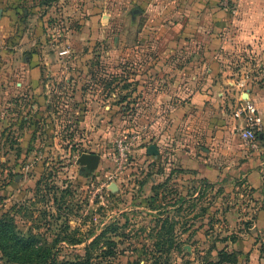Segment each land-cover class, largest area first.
<instances>
[{
  "label": "rangeland",
  "instance_id": "rangeland-1",
  "mask_svg": "<svg viewBox=\"0 0 264 264\" xmlns=\"http://www.w3.org/2000/svg\"><path fill=\"white\" fill-rule=\"evenodd\" d=\"M198 2L235 15V0H0V223L34 239L29 264H264V132L253 149L234 118L251 99L264 121V60L185 15ZM0 264L17 263L0 249Z\"/></svg>",
  "mask_w": 264,
  "mask_h": 264
},
{
  "label": "crops",
  "instance_id": "crops-1",
  "mask_svg": "<svg viewBox=\"0 0 264 264\" xmlns=\"http://www.w3.org/2000/svg\"><path fill=\"white\" fill-rule=\"evenodd\" d=\"M235 1L237 2L235 15L233 18H229L226 23L214 21V19H221L219 17L221 15H216L215 11L211 10V6H207L208 2L207 4H200L198 2L196 5H187L185 9V15L189 16L190 13L195 12L197 15H199L197 22H200L202 26H208L210 28H221L229 26L232 29V39L234 41V44H243L244 46H248L249 51H252L254 55H257V57L261 59L259 61H262L264 60V0ZM255 102L254 103L258 107V101L255 100ZM263 132L259 137H262ZM211 171L214 172L215 169L212 168ZM250 232H252L250 233L252 235L261 234L263 236L262 240H264V211L259 212V216L257 220L254 221L252 228H250ZM251 242L252 241H248L246 243L247 246H249V248L251 246V249L253 250V256H251L253 262L255 261V258L257 256H254V253H258V247L260 245L255 244V246H252L254 244ZM253 242L256 243V240ZM234 247L237 248L236 251L244 250L239 249L241 247L240 244H235Z\"/></svg>",
  "mask_w": 264,
  "mask_h": 264
},
{
  "label": "built area",
  "instance_id": "built-area-1",
  "mask_svg": "<svg viewBox=\"0 0 264 264\" xmlns=\"http://www.w3.org/2000/svg\"><path fill=\"white\" fill-rule=\"evenodd\" d=\"M234 118L243 121L245 127L242 128V137L246 143L253 149L258 148V138L264 130V121L257 105L250 99L241 100L240 106H237ZM118 151L122 158L127 155V145L124 140L117 141Z\"/></svg>",
  "mask_w": 264,
  "mask_h": 264
},
{
  "label": "trees",
  "instance_id": "trees-1",
  "mask_svg": "<svg viewBox=\"0 0 264 264\" xmlns=\"http://www.w3.org/2000/svg\"><path fill=\"white\" fill-rule=\"evenodd\" d=\"M9 227L10 226L7 224H4L2 222L0 223V249L6 257H8L17 264H29L32 260L37 259V257L42 254L39 250L34 247V239L21 237L16 233L11 234L9 231ZM37 264L57 263L53 260L49 263L46 262Z\"/></svg>",
  "mask_w": 264,
  "mask_h": 264
},
{
  "label": "water",
  "instance_id": "water-1",
  "mask_svg": "<svg viewBox=\"0 0 264 264\" xmlns=\"http://www.w3.org/2000/svg\"><path fill=\"white\" fill-rule=\"evenodd\" d=\"M149 152L152 155H157L159 151L155 146L149 148ZM100 161V157L97 155H83L81 158V162L86 163L89 169H95L98 167Z\"/></svg>",
  "mask_w": 264,
  "mask_h": 264
}]
</instances>
